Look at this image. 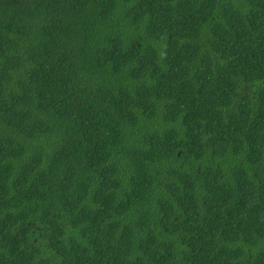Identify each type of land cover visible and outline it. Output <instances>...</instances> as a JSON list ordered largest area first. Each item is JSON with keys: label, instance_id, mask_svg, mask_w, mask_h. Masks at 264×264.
Wrapping results in <instances>:
<instances>
[{"label": "trees", "instance_id": "16d2710c", "mask_svg": "<svg viewBox=\"0 0 264 264\" xmlns=\"http://www.w3.org/2000/svg\"><path fill=\"white\" fill-rule=\"evenodd\" d=\"M0 264H264V0H0Z\"/></svg>", "mask_w": 264, "mask_h": 264}]
</instances>
